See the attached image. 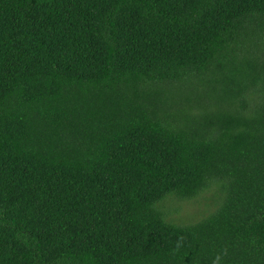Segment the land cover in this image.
<instances>
[{"label": "trees", "instance_id": "obj_1", "mask_svg": "<svg viewBox=\"0 0 264 264\" xmlns=\"http://www.w3.org/2000/svg\"><path fill=\"white\" fill-rule=\"evenodd\" d=\"M0 264H264V0H0Z\"/></svg>", "mask_w": 264, "mask_h": 264}, {"label": "rangeland", "instance_id": "obj_2", "mask_svg": "<svg viewBox=\"0 0 264 264\" xmlns=\"http://www.w3.org/2000/svg\"><path fill=\"white\" fill-rule=\"evenodd\" d=\"M207 197H208V201H211L210 203H208L207 205H211V204H216L217 203V201L219 200L220 201V199H221V197H222V193H221V191L219 190V189H215V190H213L212 192H211V194H209V195H207ZM201 201H203V202H207L206 201V199L205 198H202L201 199ZM193 210V211H192ZM187 209L186 211H184V212H186L187 213V211H191V213H193L194 212V210H195V208H193V209Z\"/></svg>", "mask_w": 264, "mask_h": 264}]
</instances>
